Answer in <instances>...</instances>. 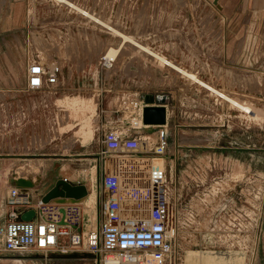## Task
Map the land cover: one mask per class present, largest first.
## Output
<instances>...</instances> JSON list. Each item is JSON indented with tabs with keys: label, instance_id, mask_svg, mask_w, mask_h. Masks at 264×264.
Masks as SVG:
<instances>
[{
	"label": "rangeland",
	"instance_id": "374dc122",
	"mask_svg": "<svg viewBox=\"0 0 264 264\" xmlns=\"http://www.w3.org/2000/svg\"><path fill=\"white\" fill-rule=\"evenodd\" d=\"M68 1L73 6L62 3L85 16L77 13L82 22L80 36L74 29L78 23L72 21L74 11L61 7V12L51 13L52 8H45V0H14L17 8L20 3L28 4V42L16 37L0 48V88L22 90L27 64L32 60L39 61L46 70L57 66L59 73L55 86L25 93L26 109L23 100L6 106L5 112L13 120L0 122V223L6 219V177L29 187L32 199L63 177L87 187L90 182L89 189L93 193L97 189L101 197L104 131L111 129L153 141L159 126L133 128L134 113L128 105L144 94L153 95L167 111L162 127L167 141L165 174L168 198L175 203L181 264H185L188 250L209 251L229 260V264L262 263L255 246L259 235L256 231L261 230L259 223L264 217V48L257 49L241 67L234 65V59L220 65L216 57L200 53L207 44L138 41L139 23L147 13L141 8L124 11L123 18L119 8L113 10L109 21L102 12L87 8L88 0ZM5 2L0 0L1 7ZM194 4L192 20L199 26L207 27L220 15L205 0H195ZM49 15L64 25L47 28ZM21 29L16 28V33L24 36ZM193 31L202 33L198 28ZM116 32L249 105L255 114L250 116L231 105ZM45 33L56 38L59 33L61 38L46 41ZM109 48L116 51L109 55L111 60L105 66L100 56ZM25 52L27 58L23 59ZM133 124L138 126L139 122ZM85 202H80L82 218L84 211L89 220L92 211L100 218L102 198L98 201L96 196L89 208ZM18 259L23 264H99L97 255L81 250L44 255L28 248L9 253L2 251L0 244V264H13L11 261Z\"/></svg>",
	"mask_w": 264,
	"mask_h": 264
},
{
	"label": "built area",
	"instance_id": "2783aa9c",
	"mask_svg": "<svg viewBox=\"0 0 264 264\" xmlns=\"http://www.w3.org/2000/svg\"><path fill=\"white\" fill-rule=\"evenodd\" d=\"M52 1L78 13L62 1ZM100 59L103 65L109 64L103 54ZM58 73L57 66L46 70L39 61L32 60L27 64L26 83L21 91L53 87ZM156 98L144 94L139 100L129 101L134 113L133 128L145 125L141 122L143 106L163 105ZM6 110L0 102V122L10 123L13 117ZM157 126L153 141L111 129L104 131L100 183L105 196L97 229L81 230L80 202H43L41 197L32 202L29 187L13 182L5 197L6 219L0 223L1 250L20 253L33 248L44 255L81 250L97 255L99 264H181L176 244L175 203L168 198L165 174L167 141L164 124ZM154 159L163 162L160 165ZM28 209L33 210V217L26 221L19 219Z\"/></svg>",
	"mask_w": 264,
	"mask_h": 264
},
{
	"label": "crops",
	"instance_id": "0c3cea01",
	"mask_svg": "<svg viewBox=\"0 0 264 264\" xmlns=\"http://www.w3.org/2000/svg\"><path fill=\"white\" fill-rule=\"evenodd\" d=\"M45 1V8L47 10H49V7L52 8L51 13H53L54 10L55 13L56 11L61 12V6L54 4L50 0ZM80 1L82 2V0ZM88 1L89 4L88 7L86 6L87 8H89L94 13L102 12L101 14L105 16V19H108L109 21L113 19V10L116 11L119 8L120 17L123 18L124 11L133 8H141L147 13L146 17H144V19L139 23V25H141V28H139L140 32L136 38L138 39V41H167L184 43L199 42L207 44V46H205V49L201 50L200 53L207 58L216 57L218 60H220V65H224L225 60L234 59V65H238L241 67L242 65H244L243 63L246 59L249 60L250 58L252 59L254 57V53L257 49L264 48V0H205L206 4L208 3L210 7L215 10H219L220 12V15L217 18H215L214 20L212 19L213 21L207 24V27L205 26V24H201L199 26L198 22H196V24L195 21L192 20V10H194L196 6V4H194L195 0H187V3L185 4L182 0L181 2H179V0H133V2L132 0ZM133 5H135V7H133ZM23 6L24 5L20 3L19 8H17V3H15L14 0H6L4 6L1 7L0 5V48H2V46L4 45H8V42H10V40H14L16 37L18 39L20 37H23V42H28V4L24 7ZM47 13L50 14L49 11H47ZM74 16L72 21L78 23L76 24V26H74V29L78 30L80 36L81 25L79 23L82 22L79 15L75 14ZM49 17L50 18H48V21L46 23V26H48L47 28L50 29L54 26H59V28H61V25H64L62 24L63 21L58 22L60 19H51V15H49ZM62 17L63 16H61L60 18ZM16 28H23L24 30L21 29L20 32L22 34L24 33V36L21 34L19 36L16 33ZM62 28L65 27L62 26ZM193 28L202 30V33L193 31ZM56 30L59 32L58 29ZM45 37L46 38L44 40L46 41H54L56 38L49 33H45ZM58 37L59 33H57L56 40L61 38V36L60 38ZM214 49L216 50V52ZM22 57L23 59L27 58L26 52L24 55L22 54ZM47 70L50 69L47 68ZM0 93V102L3 103L5 107L9 106L10 104L14 106V102L19 104L21 100L24 101V108L26 109L28 107V100L25 96V93L27 92H22L16 87H9L0 88ZM254 114L255 113L253 112L252 116ZM166 116L167 111L165 108V119ZM148 126L154 127L157 125L148 124ZM63 178H65V180L70 182L71 184H83L86 186V184L83 182L73 183L70 180H67L66 177ZM7 180L9 179L6 177L8 191V187L14 181ZM55 181H53L52 184H48V186H45L43 188V191L41 193H38L39 197H41L49 188H51L54 185ZM96 196L98 198V201L100 198H102L103 201L105 195L104 193H101L100 197L99 192L97 191V189H95L93 199H95ZM87 197L88 188L86 195L82 198V201H86ZM31 200L35 199L31 198ZM91 214L92 218L89 220V223L90 225H92V227L86 228V225L82 220V231L98 228L101 217L97 218L95 211H92ZM259 225L261 230L259 229V231L257 229L256 231V234L259 235L258 237H256V245L258 246H255V250L257 249V251H260V259H262L263 261L260 264H264V217L262 218V222L259 223ZM259 236H261L260 242ZM11 263L23 264L21 259L11 261Z\"/></svg>",
	"mask_w": 264,
	"mask_h": 264
},
{
	"label": "bare ground",
	"instance_id": "6f19581e",
	"mask_svg": "<svg viewBox=\"0 0 264 264\" xmlns=\"http://www.w3.org/2000/svg\"><path fill=\"white\" fill-rule=\"evenodd\" d=\"M62 1L65 4H68L70 6H73L72 3H70L68 0H59ZM77 9V8H76ZM82 13L87 14V12L85 10H81ZM105 25V24H103ZM108 26V25H107ZM106 28H109L107 27ZM110 30H113V28H109ZM116 31V30H114ZM118 35H120L121 37H123L124 40L130 41L134 46L139 47L140 49L146 51L147 53H149L150 55H152L153 57H155L157 60H159L161 63L167 64L170 68L174 69L176 72L183 74L184 76H187L190 79H193L196 81V83L198 82L199 85L205 87L207 90L211 91L212 93L216 94L218 97L226 100L227 102H229L231 105L241 109L242 111L246 112L249 115L253 114V111L251 109V107L249 105H245L240 103L239 101L231 98L230 96L224 94L223 92L218 91L217 89H215L214 87L208 85L207 83H205L204 81L200 80L199 78H197V76H195L193 73L183 69L182 67H179L175 64H173V62H171L169 59L165 58L164 56L160 55L157 52L152 51L151 49H149L146 46L140 45L139 43L130 40L128 37L120 34V32H116ZM116 50L113 48H109L107 53L104 55L108 60H111L109 55L112 56V54H114ZM157 162V161H154ZM158 164L161 165L160 162H157ZM37 169H39L38 166H36ZM27 182V181H26ZM25 183V181H24ZM28 183V182H27ZM90 186V182H88V187L86 186V188H88V197L86 198V202H85V206L86 207H91L92 203H93V191L89 189ZM54 201H58V200H62L64 202L66 201H70V202H81L82 198L80 199H73V198H67V197H55L53 199H51ZM83 221L84 224L86 225V228H91L92 225H90V223L87 224V222H89L88 217L85 214V211L83 212ZM233 261H237L238 262V258H232ZM185 260V264H229L230 261L229 260H224L222 257H217L216 255L212 254L209 251L206 252H201L199 250H188L185 254L184 257Z\"/></svg>",
	"mask_w": 264,
	"mask_h": 264
},
{
	"label": "water",
	"instance_id": "95a60500",
	"mask_svg": "<svg viewBox=\"0 0 264 264\" xmlns=\"http://www.w3.org/2000/svg\"><path fill=\"white\" fill-rule=\"evenodd\" d=\"M141 122L148 125H162L165 123V108L163 105H148L143 106L141 109ZM16 184V183H15ZM17 185V184H16ZM19 186V185H18ZM25 186V185H20ZM27 187V186H25ZM87 193V188L83 184H71L65 179H57L54 185L49 188L42 196L43 202L49 201L55 197H67L73 199L83 198ZM59 211L63 213V209L59 208ZM33 210L28 209L19 215L21 220H30L33 217ZM62 223V220L60 221Z\"/></svg>",
	"mask_w": 264,
	"mask_h": 264
},
{
	"label": "trees",
	"instance_id": "16d2710c",
	"mask_svg": "<svg viewBox=\"0 0 264 264\" xmlns=\"http://www.w3.org/2000/svg\"><path fill=\"white\" fill-rule=\"evenodd\" d=\"M18 218H19V216H18Z\"/></svg>",
	"mask_w": 264,
	"mask_h": 264
}]
</instances>
